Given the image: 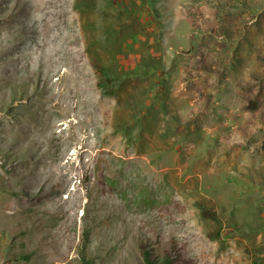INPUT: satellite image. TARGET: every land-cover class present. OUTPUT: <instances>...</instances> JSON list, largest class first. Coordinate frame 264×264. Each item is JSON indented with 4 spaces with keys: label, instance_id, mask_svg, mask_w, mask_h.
Instances as JSON below:
<instances>
[{
    "label": "rangeland",
    "instance_id": "rangeland-1",
    "mask_svg": "<svg viewBox=\"0 0 264 264\" xmlns=\"http://www.w3.org/2000/svg\"><path fill=\"white\" fill-rule=\"evenodd\" d=\"M48 1L0 0V264H264V0Z\"/></svg>",
    "mask_w": 264,
    "mask_h": 264
},
{
    "label": "bare ground",
    "instance_id": "bare-ground-1",
    "mask_svg": "<svg viewBox=\"0 0 264 264\" xmlns=\"http://www.w3.org/2000/svg\"><path fill=\"white\" fill-rule=\"evenodd\" d=\"M59 1L61 0H49L48 2H50V6H55L54 7H48L46 9L48 15L46 16L48 19H51L53 17H59L62 13H64V10H61V6L59 4Z\"/></svg>",
    "mask_w": 264,
    "mask_h": 264
},
{
    "label": "trees",
    "instance_id": "trees-1",
    "mask_svg": "<svg viewBox=\"0 0 264 264\" xmlns=\"http://www.w3.org/2000/svg\"><path fill=\"white\" fill-rule=\"evenodd\" d=\"M142 252H143V256H144L143 260L145 264H175L174 260H172L168 256H165L164 258H160L159 262H156L146 250H142Z\"/></svg>",
    "mask_w": 264,
    "mask_h": 264
}]
</instances>
